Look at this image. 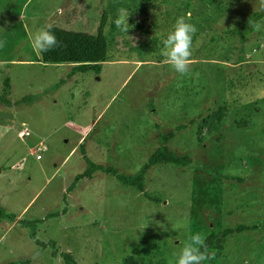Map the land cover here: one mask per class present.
<instances>
[{
	"label": "rangeland",
	"instance_id": "1",
	"mask_svg": "<svg viewBox=\"0 0 264 264\" xmlns=\"http://www.w3.org/2000/svg\"><path fill=\"white\" fill-rule=\"evenodd\" d=\"M263 6L0 0V206L15 214L0 218V264H65L62 252L78 264H124L128 255L174 264L189 234L237 224L257 227L228 235L204 264H264V16L259 28L245 24ZM121 8L128 33L114 23ZM103 13L99 73L70 74L74 64L43 63L32 47L29 34L49 26L95 34ZM189 14L197 31L181 76L160 53ZM168 132L169 148L191 163L151 167L143 191L122 183L118 174L137 172ZM89 160L113 170L76 182Z\"/></svg>",
	"mask_w": 264,
	"mask_h": 264
},
{
	"label": "trees",
	"instance_id": "2",
	"mask_svg": "<svg viewBox=\"0 0 264 264\" xmlns=\"http://www.w3.org/2000/svg\"><path fill=\"white\" fill-rule=\"evenodd\" d=\"M264 16V6L256 13L250 14L245 24L250 28L255 25L258 19ZM244 24V25H245ZM106 25V14L103 13L102 20L98 26V30L95 34L68 30L58 26H50L51 31L54 32L57 39L60 41L61 46L52 49L48 52H40L41 61L43 63H70L74 64L72 74L74 71L86 72L88 69H93L97 73L100 72L102 63L108 60L107 46L108 41L104 35V28ZM231 32V30L229 31ZM234 32H236L234 30ZM10 89L9 79H4L3 94ZM161 135V134H160ZM163 136V143L152 152L146 163L135 173L130 175L118 174L117 178L125 185L137 188L140 191L144 190V179L149 169L157 164L169 163L176 166H185L191 163V157L189 155H181L176 151L169 148L167 142L174 136V132H168ZM81 145V144H80ZM86 156H84L85 158ZM86 159V158H85ZM88 161V160H86ZM105 170L111 172L113 169L110 166L97 165L89 160L88 168L84 172L75 176V181L87 177L90 178L92 171L95 169ZM146 197L150 200H157L153 196L146 194ZM158 201V200H157ZM62 212H66L65 208H62ZM15 218L14 213H6L3 207L0 206V218ZM22 220H20L21 222ZM23 224H31L30 220H23ZM260 226L264 228V223ZM257 225H244L237 224L233 227H226L220 233L212 232L206 238L205 242L209 249H220L223 246V242L228 235L234 232H241L245 229L255 228ZM65 264H78L76 259L71 253H61ZM98 264V263H93ZM124 264H140L132 255H128L124 259Z\"/></svg>",
	"mask_w": 264,
	"mask_h": 264
},
{
	"label": "clouds",
	"instance_id": "3",
	"mask_svg": "<svg viewBox=\"0 0 264 264\" xmlns=\"http://www.w3.org/2000/svg\"><path fill=\"white\" fill-rule=\"evenodd\" d=\"M57 12L60 13L62 10L57 9ZM118 13L114 21L115 26L122 32L128 33L129 16L123 8L119 9ZM188 20H190V14L187 19L185 16H180L176 20L173 30L162 41L163 48L160 53L165 58V63L181 76L190 72L193 35L197 31L196 26ZM253 27L259 28V25H253ZM29 39L33 49L38 52H48L61 46L50 26L41 29L34 36L30 33ZM5 43V41H0V48H3ZM172 255L174 264H204L205 261H210L215 257V253L209 252L205 237L201 233L189 234L182 249ZM38 256L39 253L33 259L35 260ZM56 264H61V257L56 258Z\"/></svg>",
	"mask_w": 264,
	"mask_h": 264
},
{
	"label": "built area",
	"instance_id": "4",
	"mask_svg": "<svg viewBox=\"0 0 264 264\" xmlns=\"http://www.w3.org/2000/svg\"><path fill=\"white\" fill-rule=\"evenodd\" d=\"M19 134H20V136L29 135L30 131L29 130H21ZM36 158H40V154H36Z\"/></svg>",
	"mask_w": 264,
	"mask_h": 264
}]
</instances>
